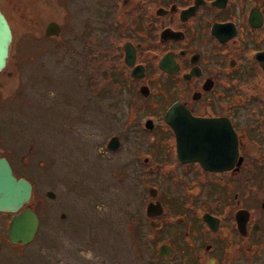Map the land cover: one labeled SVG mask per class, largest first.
Returning <instances> with one entry per match:
<instances>
[{"label":"flooded vegetation","instance_id":"1","mask_svg":"<svg viewBox=\"0 0 264 264\" xmlns=\"http://www.w3.org/2000/svg\"><path fill=\"white\" fill-rule=\"evenodd\" d=\"M71 8L69 39L59 40L69 44V78L81 90L85 108L107 111L119 125L100 132L102 157L116 163L110 171L116 183L127 184L133 176L131 181L145 189L132 214L134 236L157 231L170 246L162 256L159 245L153 248L149 263L264 264V0H82ZM55 22L57 33L46 34L45 24L37 36L58 42L62 21ZM8 57L1 76L11 74ZM19 94H0V103L11 98L17 106ZM173 104L194 117L229 123L235 153L228 155L221 133L219 154L193 160L178 154L164 120ZM135 126L144 133L133 137L143 145H122ZM152 133L161 140H150ZM3 138L0 134V156L15 177L30 183L24 205L39 223L44 189L34 194L30 174V166L41 162L32 158L36 142L29 137L14 146ZM11 215L0 210V254L8 248L15 258L32 241H9Z\"/></svg>","mask_w":264,"mask_h":264},{"label":"rangeland","instance_id":"2","mask_svg":"<svg viewBox=\"0 0 264 264\" xmlns=\"http://www.w3.org/2000/svg\"><path fill=\"white\" fill-rule=\"evenodd\" d=\"M80 2L0 0L12 27L7 67L11 74H0V94L20 90L17 106L11 98L0 103V134L4 143L14 146L34 138L32 158L41 161L30 166L34 194L44 189L37 204L40 220L32 244L15 258L5 248L0 264H160L151 262L154 257L149 252L167 237L157 231L148 234V230L134 236L132 214L144 187L134 184L133 176L127 177V184H117L110 172L116 163L102 157L100 132L117 130L119 125L107 111H94L92 105L85 108L81 90L69 78V44L61 45L59 40L69 39V23L74 19L69 12ZM49 19L62 21L59 43L37 36ZM79 25L84 32L88 28L85 23ZM147 110H141L138 119ZM100 112L107 115H97ZM130 130L134 131L129 132L131 137L123 138L129 143L122 145H143L140 137H133L144 133L142 129ZM151 135L150 140H161V134ZM167 138L172 145L173 137ZM46 190L54 195L46 196Z\"/></svg>","mask_w":264,"mask_h":264},{"label":"water","instance_id":"3","mask_svg":"<svg viewBox=\"0 0 264 264\" xmlns=\"http://www.w3.org/2000/svg\"><path fill=\"white\" fill-rule=\"evenodd\" d=\"M57 31L58 24L55 21H50L46 24V34H55ZM10 41L11 31L9 25L0 11V68L5 64ZM164 120L171 125L174 131L178 154L187 155L191 160L197 159L203 153L219 154L218 147L220 146L221 133H225L227 144L230 147L227 152L228 155L231 156V152L235 153V133L230 124L224 120L194 117L186 110L178 108L176 104L166 110ZM223 137L224 135L222 134ZM184 145L188 147L185 151L182 148ZM196 147L214 149L213 151H206ZM213 163L214 161L209 158L207 164L213 165ZM30 188L31 185L25 178L15 177L11 173L8 162L3 156H0V210L13 212L7 226V237L11 242L26 243L35 234L38 224L36 214L29 206H23L29 198ZM46 193L50 196L52 195L51 191ZM168 248L170 249L168 244H160L157 248V255H165Z\"/></svg>","mask_w":264,"mask_h":264}]
</instances>
